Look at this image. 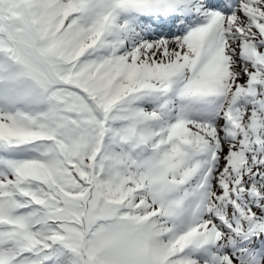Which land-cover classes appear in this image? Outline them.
Listing matches in <instances>:
<instances>
[{"label":"snow or ice","instance_id":"6c2138e0","mask_svg":"<svg viewBox=\"0 0 264 264\" xmlns=\"http://www.w3.org/2000/svg\"><path fill=\"white\" fill-rule=\"evenodd\" d=\"M0 264H264V0H0Z\"/></svg>","mask_w":264,"mask_h":264}]
</instances>
